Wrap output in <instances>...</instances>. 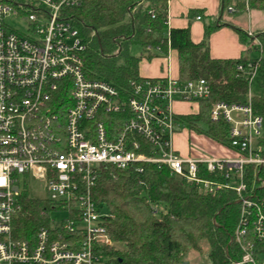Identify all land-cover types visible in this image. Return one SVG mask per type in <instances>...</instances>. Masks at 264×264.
<instances>
[{"label": "built area", "instance_id": "1", "mask_svg": "<svg viewBox=\"0 0 264 264\" xmlns=\"http://www.w3.org/2000/svg\"><path fill=\"white\" fill-rule=\"evenodd\" d=\"M235 1L244 7L231 4L226 10L249 15L250 0ZM82 4L0 0V264H108L100 249L113 244L114 214L94 190L107 170L141 176L147 166L167 167L212 196L235 191L240 214L230 242L243 255L232 264H264L255 242L247 240L251 232L264 244V199L258 195L264 188V118L252 103L264 57L260 32L250 24L245 29L259 57L235 65V79L248 90L246 101L216 100L210 111L212 122L228 124L235 156H183L174 145L182 129L174 105L193 103L199 113L201 102L212 96L210 80L168 73L119 86L94 77L86 66L88 41L72 15ZM150 14L156 17L154 9ZM165 23L170 46L168 16ZM248 166L255 177L251 186ZM31 180L41 183L45 194L37 196L47 204L33 240L14 235L23 208L20 182ZM151 207L162 211L158 204ZM53 212L67 215L58 219Z\"/></svg>", "mask_w": 264, "mask_h": 264}, {"label": "trees", "instance_id": "2", "mask_svg": "<svg viewBox=\"0 0 264 264\" xmlns=\"http://www.w3.org/2000/svg\"><path fill=\"white\" fill-rule=\"evenodd\" d=\"M169 1L83 0L72 15L89 44L86 66L90 73L119 86L141 77L142 58H153L148 46L167 49L165 19ZM232 3L244 7L242 1L223 0L224 8ZM250 7L264 14V0H250ZM152 9L156 11L155 18L151 17ZM214 28L206 27L200 43L192 40L189 28L170 31V46L179 55L180 78L204 77L212 85V96L201 102L199 113L178 115L177 121L190 130L207 122L213 138L229 145L228 124L223 120L212 122L210 111L216 100L246 101L247 87L234 75L235 65L245 59L211 57L206 45ZM260 36L264 41L263 31ZM135 45L143 47V55H135ZM259 74L264 87V57ZM252 103L255 113L264 118V96H253ZM261 143L264 145V134ZM254 179L253 168L248 166L247 184L251 186ZM94 194L114 214L109 222L113 244L100 249L109 258L108 264H181L189 252H202L205 242L213 264H231L242 258L237 243H230L240 214L235 191L223 190L212 196L171 174L167 167L147 166L141 176L133 170L105 171ZM258 195L264 199V188L258 190ZM153 204L165 211L155 212ZM46 205L43 198L24 194L22 213L15 220L16 238L33 240L37 226L44 221L40 213ZM247 240L255 242L261 255L264 253V244L251 232Z\"/></svg>", "mask_w": 264, "mask_h": 264}, {"label": "crops", "instance_id": "3", "mask_svg": "<svg viewBox=\"0 0 264 264\" xmlns=\"http://www.w3.org/2000/svg\"><path fill=\"white\" fill-rule=\"evenodd\" d=\"M225 11L226 7L224 8L223 0H170L167 10L168 27L170 29L189 28L192 40L195 43H200L204 38V32L208 26V24L206 25L202 21L207 16L210 21L214 20V24L210 23L212 24L211 26L216 27L215 32L210 38L211 57L231 60L251 59V54L247 51V48L249 49V45H251V41L245 34L247 27L242 26L244 24L240 20V16H243V21L244 16H247L248 25H251V12L249 15L242 11L238 12V17L236 16V19L232 20L225 16ZM198 15L201 16L200 19L197 18ZM165 25L167 27L166 23ZM255 30L258 31L257 29ZM262 31L264 32V28H262ZM167 34L168 29L166 28V37H168ZM147 52L145 53L146 55L148 54ZM149 53L153 55V58L144 56L139 64L141 77H162L169 73L172 77L180 78L179 55L176 49L168 45L166 51L162 50L159 52L155 47H152L149 49ZM141 68H145L147 70L146 73L142 74ZM184 104L188 108L183 110L175 109L176 105L183 106ZM174 109L178 115H193L198 113L196 105L193 103L177 102L174 105ZM182 130L188 131L189 129L182 128ZM181 131L175 135L174 145L183 156H188L191 154L190 149L186 148V151H182L181 146H179ZM176 140H178L177 143ZM221 144L225 147L227 153V156L222 158L235 156V151L229 148L228 144Z\"/></svg>", "mask_w": 264, "mask_h": 264}, {"label": "rangeland", "instance_id": "4", "mask_svg": "<svg viewBox=\"0 0 264 264\" xmlns=\"http://www.w3.org/2000/svg\"><path fill=\"white\" fill-rule=\"evenodd\" d=\"M251 26L253 29H257L258 31H262V28H264V14L258 13L251 11ZM225 16L229 17L232 20L236 19L237 14H231L227 10L225 11ZM238 17V16H237ZM241 17V22L244 24L245 28L248 26V19L247 16H244V21H243V16ZM203 23L208 26H211L214 24V20L210 21L207 16L204 17ZM212 23V24H210ZM14 25V21L12 23ZM18 24V23H15ZM210 24V25H209ZM15 26V25H14ZM20 29H24V27L18 26ZM216 27L214 30L211 32L209 38H208V43L206 45V48L209 49L210 52V38L212 34L215 32ZM205 33V32H204ZM135 55L141 56L144 53V49L142 46L135 45V47L132 49ZM248 53L251 54L252 58H258L259 57V52L252 46L249 45V49L247 48ZM145 68H141V73L144 74L146 73ZM261 74L257 76L255 79L253 85H252V94L254 96H264V87L261 86ZM188 108L187 105H176L175 109L177 110H183ZM198 129H189L188 131L182 130L180 134V143L179 146H181L182 151H186V148H189L191 151L192 156H203V157H218L222 158L227 156V153L225 151V147L219 143L215 138L212 136V130L211 126L207 122H200L197 124ZM190 132V133H189ZM190 137V139H189ZM190 140V141H189ZM178 140H176V143ZM264 178V173L262 175ZM20 189L21 193L31 196V195H39V196H44V191L42 190L41 183L38 181H33L31 180L30 182H20ZM162 211H165L164 208H161ZM161 211V212H162ZM67 215L66 212H53V216L57 217L58 219L63 218ZM262 259H264V253L260 256ZM185 263L187 264H213L210 256H209V246L205 242L203 243V251L202 252H197V251H191L188 253L186 256ZM232 264V263H231Z\"/></svg>", "mask_w": 264, "mask_h": 264}, {"label": "water", "instance_id": "5", "mask_svg": "<svg viewBox=\"0 0 264 264\" xmlns=\"http://www.w3.org/2000/svg\"><path fill=\"white\" fill-rule=\"evenodd\" d=\"M231 243V242H230Z\"/></svg>", "mask_w": 264, "mask_h": 264}]
</instances>
